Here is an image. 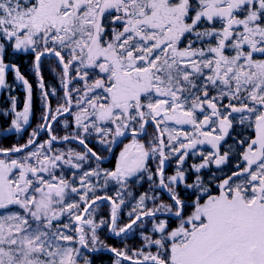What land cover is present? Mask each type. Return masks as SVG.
I'll use <instances>...</instances> for the list:
<instances>
[{
    "label": "snow or ice",
    "instance_id": "obj_1",
    "mask_svg": "<svg viewBox=\"0 0 264 264\" xmlns=\"http://www.w3.org/2000/svg\"><path fill=\"white\" fill-rule=\"evenodd\" d=\"M0 96V264H264V0H0Z\"/></svg>",
    "mask_w": 264,
    "mask_h": 264
},
{
    "label": "trees",
    "instance_id": "obj_2",
    "mask_svg": "<svg viewBox=\"0 0 264 264\" xmlns=\"http://www.w3.org/2000/svg\"><path fill=\"white\" fill-rule=\"evenodd\" d=\"M29 59H30V58L25 57V58H23V61L21 62V63H22V71H25L26 74H27V68H28V62H29ZM46 78L50 79V77L47 76V73H46ZM30 79H31V77H30ZM9 80H11V76H9ZM17 94L21 97V100H22V99H23V90H22V89H17ZM3 99H4V98H3L2 96H0V103H3ZM38 115H39V109H37V116H38ZM36 123H37V121L34 119V120L32 121L33 127H35V124H36ZM29 131H31V129H29ZM25 135H26V134H25ZM10 136H11V139H10V140L3 141V146H9L10 143L15 142V139H18V137H16V135H15L14 133L10 134ZM41 138L43 139V138H45V137L42 136ZM22 142H23V141H21V143H22ZM73 146H75V145H73ZM103 210L106 211V208H104ZM108 243L113 244V245H115V246H117V247L122 246V245L120 244L119 240H116V239H109V240H108ZM136 243H137V241H135V240H129V241H128V244H129L130 246H135ZM97 264H109V257H108V255L105 254V255L102 257V261H101V260H98Z\"/></svg>",
    "mask_w": 264,
    "mask_h": 264
}]
</instances>
